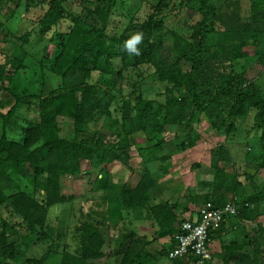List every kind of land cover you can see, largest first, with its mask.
Wrapping results in <instances>:
<instances>
[{"label":"trees","instance_id":"obj_1","mask_svg":"<svg viewBox=\"0 0 264 264\" xmlns=\"http://www.w3.org/2000/svg\"><path fill=\"white\" fill-rule=\"evenodd\" d=\"M9 1L0 0V13ZM146 1L151 10L140 22L139 55L122 50L130 36L120 38L118 51L104 41L111 14L119 7L124 14L123 0H25L27 12L43 11L36 16L34 28L15 35L0 22V41L10 42L11 35L21 49L20 55H6L0 63V92L8 104L7 112H0V264L48 261L55 246L47 231L50 211L73 200L62 194V181L80 176L84 162L100 170L95 189L107 190L100 200L108 207L104 212L91 208L93 219L85 216V208L79 210L83 221L74 229V242L62 247L60 264H148L169 259L174 237L185 221L175 211L185 213L189 203L200 208L207 202L217 208L231 203L237 210L235 216L226 215L209 236L210 242L220 237L229 220L239 228L238 239L222 245L225 264H264V225L258 222L264 216V188L247 194L238 175L225 173L221 164L235 165L225 144L212 152L213 179L199 183L196 194L166 197L159 183L170 173L174 156L202 141L193 128L201 114L210 128L226 136L237 131L239 122L248 125L260 144L250 162L264 170V94L257 79L248 77L254 64L264 67V0H250L246 10L241 0ZM75 5L78 13L73 12ZM182 10L189 20L183 23L186 28L169 25L166 12L177 16ZM42 41L39 55L31 54ZM27 46L30 51L24 49ZM248 47L255 52L250 54ZM172 50L175 58H170ZM116 57L131 64L132 71L141 66L152 69L147 79L138 73L140 80L132 83L129 97L116 96L108 86L90 82L94 73H113ZM144 80L161 86L155 97L143 96V92L136 96ZM102 108L100 118L115 119L122 134L108 136L102 129L90 130L89 124ZM132 148L140 155L162 152L145 164L135 186L118 183L111 175L117 167L129 166ZM151 163L156 164L155 175L148 168ZM256 173L245 176L248 182ZM1 210L7 212L4 218ZM135 210L152 216L157 228L154 237L128 230V225L118 230L117 225L114 228L97 219L108 215L122 220L124 212ZM248 223L255 225L249 231ZM10 230L19 238L18 244L12 241ZM165 237L171 238V244L150 255L147 250L153 242ZM37 241L51 244L40 258L28 257L29 243ZM169 261L195 264L196 258L189 255L187 260Z\"/></svg>","mask_w":264,"mask_h":264},{"label":"rangeland","instance_id":"obj_2","mask_svg":"<svg viewBox=\"0 0 264 264\" xmlns=\"http://www.w3.org/2000/svg\"><path fill=\"white\" fill-rule=\"evenodd\" d=\"M249 5L250 0H241V6L243 10L248 9ZM73 9V12L75 13H78V11L80 10L77 5H75ZM150 10L151 5L146 0H123L122 11H124V14H120V7L111 14L110 24L108 26L107 33L104 36L106 45L109 46L110 43H113V45L115 46L114 48L118 51L120 38L123 35L131 37L132 34L138 32L140 30V22L148 15ZM42 12L43 11L40 9H31L29 12H27L25 7V0H11L7 4H5L3 11L0 13V22L5 25L10 32H13L15 35H17L25 30L34 28L36 24L35 18L37 15H41ZM166 14H169L170 16L169 25L173 24L176 27H180L182 29L184 27L186 28V24L183 25V23L187 21L186 11L182 10V12L177 16L175 12L170 13L168 11V13L166 12ZM131 19L134 21L132 25H130ZM5 26L4 28L6 29ZM12 37L13 36L9 35V37L7 38V41L10 42L5 43L0 41V63H3L5 61L4 57L6 55L10 56L11 58L13 54L20 55L21 53L19 44L16 45L13 40L14 38ZM261 40V44L263 45L261 50L264 53V39ZM42 44L43 41L41 45L37 47L35 46L31 54L38 56L39 48L42 47ZM24 49L30 51V46H27V48L25 47ZM246 50L250 52V54H253V51L255 52L254 48L252 47H248ZM169 55L170 58H175L176 53L172 50ZM112 63L114 70L113 73H94L90 82L98 83L100 85L104 84L105 86L109 87L113 94H115L116 96H122L123 98L129 97V94L132 91L131 85L138 79V73H140V75H142L145 79L149 78V75L152 73V69H150V67L148 66H141L140 70L132 71L133 68L131 67V64H123L121 57L114 58ZM253 66L255 67H250L248 71V77L249 79H251V77L252 79L257 78V85L261 87L264 94V67L258 64H254ZM188 68V66H184V70H188ZM118 72H122L123 75H125V78L119 76ZM139 80L140 78L138 79V81ZM126 81H129L128 86H126ZM139 83H142L141 90L143 91H141L139 88L136 89V96L141 95V93L143 92V96L153 98L161 89V86L158 85V83L151 80H144L143 82ZM105 100L108 101V99H103V102ZM104 108H102L101 111L97 113L98 115L96 114L97 116L95 115L96 117L94 121L89 124L90 130L94 131L102 129L108 136H110L112 132L122 134L123 132L122 130H120V127H118L115 119L106 121L100 118V115L104 112ZM7 110L8 104L6 103V98L4 94L0 92V112L6 113ZM242 124V122H239L237 124V131L230 136H226L224 131H217L210 128L204 115H198L193 128L195 129L196 133L201 136L202 141L185 153L176 155L174 159L175 162L172 160L170 171H172L173 177L170 178V182L168 181V187H170L172 191L174 190L173 192L175 194H185L186 192L196 194V191L199 190V183L208 182L213 179L214 175L210 169V161L213 156L212 152L225 144L229 149L235 164H229L227 166H223V164H221V167L225 168V173L229 175H238V180L243 182L244 190L247 194H250L255 190H262L264 188V170L259 171V166L250 162L254 157L257 156L258 152L260 151V144H258L259 142L257 141V135L255 136L253 131L248 130V125L246 126ZM161 155V151H150L148 153H144V155H140L136 148H132L130 150V160L128 164L129 166H119L113 170L111 175L113 176V179L115 181L118 179V183L128 182L131 186H134L137 183L141 172L144 170L145 164L148 161H152L157 157H160ZM196 164H199L200 166L191 170V167ZM148 168L152 170V173L154 175L156 174V164L151 163ZM254 173H256L255 176H253L251 181L248 182L247 177L245 176L247 174L252 175ZM99 174L100 170L94 169L88 162H84L82 164V174L80 176L63 179L61 192L66 197L72 196L73 200L63 206H56L50 211L47 231L48 236L52 240H54L55 246L53 248L54 251L51 253V256L45 264H60V258L63 250L62 247L66 243L68 244L74 242V229L80 221H83V213L79 212L80 209L85 208V216L90 219H93V217L91 216V208L95 209L96 212L98 210L99 212L106 211V207H108V205L104 199L100 200V198L102 195H106L107 190L105 192L103 190L96 191L95 189V187L98 186V182L100 180V176L98 177ZM109 192L110 190H108V193ZM89 205L90 208H88ZM1 213L3 218L5 215H7V212L5 210H1ZM140 213L141 211L138 210L127 214L126 212H124L121 218L122 220H119V218L116 217L109 219L108 215H101V219L99 217L97 219L102 220L106 223L110 222L113 227L119 223H125V225L131 227L134 221L139 222L140 220H142V215ZM263 217L262 223L264 225ZM9 234L11 235L12 241L17 242L18 244L19 238L17 237V235H15L11 230L9 231ZM50 244V241L44 243H42L41 241H37L33 244L29 243L30 247L28 248L27 256L32 258H40L47 251V247ZM72 246L73 245H71V248H73ZM71 248L68 247L69 250L73 251V249ZM159 248L160 247H158V249ZM150 251L151 253L148 252L150 255L155 254V252H152V250ZM157 251L158 250H156V252ZM119 254L120 255H118V259L121 257L122 252L120 251ZM262 261L264 262V258L262 259ZM148 264L173 263L169 261V259L163 258L156 263L151 261ZM214 264L222 263L215 261Z\"/></svg>","mask_w":264,"mask_h":264},{"label":"built area","instance_id":"obj_3","mask_svg":"<svg viewBox=\"0 0 264 264\" xmlns=\"http://www.w3.org/2000/svg\"><path fill=\"white\" fill-rule=\"evenodd\" d=\"M237 214L234 204L228 203L217 208L211 202L198 209L195 219H187L180 225V231L174 237L175 246L169 259L187 260L189 255L196 258L195 264H205L212 260L209 236L220 228L226 215Z\"/></svg>","mask_w":264,"mask_h":264},{"label":"crops","instance_id":"obj_4","mask_svg":"<svg viewBox=\"0 0 264 264\" xmlns=\"http://www.w3.org/2000/svg\"><path fill=\"white\" fill-rule=\"evenodd\" d=\"M251 67H255V66H251ZM260 76H261V73H260ZM174 159H175V156L173 158V161L175 162ZM172 177H173V174H172V171H170V173L163 178L164 180L163 179L160 180L159 183H161V187H163L162 194H164V196H166V197H170L171 195H177V196L178 195H180V196L184 195V193L175 194L173 192L174 190L172 191V189L170 187H168V184L170 182V178H172ZM181 206H182L181 208H184L185 204L182 203ZM198 209H199V207H197L195 204L189 203V205L187 207V212L184 213L182 211H175V214L181 220L182 219H185V220L186 219H195L197 217ZM140 214L142 215L141 216L142 220H140L139 222L134 221L132 223L133 225H131V227L128 226V230H134L136 233H138L140 235H148L149 238L154 237L155 233L157 231V228L155 225H152V222H153L152 216H148L146 214V211H144V210ZM258 222H261V223L263 222L262 217L258 220ZM253 226H255L253 223H248L246 225L248 231H249V228H252ZM116 227L118 230H121L122 228H124V230H125V223H119V224H117ZM114 228H115V226H114ZM238 231H239V228H237V227L235 228L234 221L229 220V221L225 222L224 233L220 236L221 238L219 236H217V238H215L214 240H212L210 242V249L212 252V260L208 261L207 263L211 262L212 264H214V262L216 261V262H220L222 264H225V261L223 260L225 257H223L224 252H223L222 245H227L230 242H232L234 239H238V233H237ZM117 236L118 235L115 234L114 246H117V241H118V238H116ZM170 244H171V238L170 237H165V238L159 239V240L153 242V244L150 246V248L147 250V252L151 253L150 250H152V252H155V254H156V250L160 251L164 245L169 246ZM158 247H160L161 249L160 248L158 249ZM229 263H231V262H229Z\"/></svg>","mask_w":264,"mask_h":264},{"label":"clouds","instance_id":"obj_5","mask_svg":"<svg viewBox=\"0 0 264 264\" xmlns=\"http://www.w3.org/2000/svg\"><path fill=\"white\" fill-rule=\"evenodd\" d=\"M143 40V34L142 33H134L131 35L129 39L123 42L122 50L126 51L129 54H140V49L137 47Z\"/></svg>","mask_w":264,"mask_h":264}]
</instances>
